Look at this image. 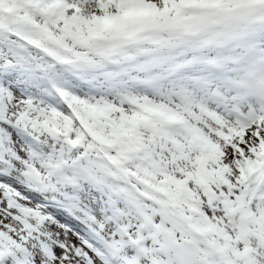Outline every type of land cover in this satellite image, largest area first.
I'll return each instance as SVG.
<instances>
[{"label": "snow or ice", "instance_id": "1", "mask_svg": "<svg viewBox=\"0 0 264 264\" xmlns=\"http://www.w3.org/2000/svg\"><path fill=\"white\" fill-rule=\"evenodd\" d=\"M0 264H264V0H0Z\"/></svg>", "mask_w": 264, "mask_h": 264}]
</instances>
